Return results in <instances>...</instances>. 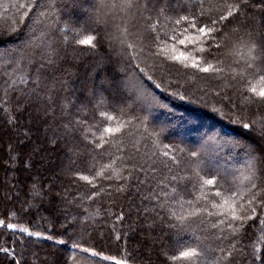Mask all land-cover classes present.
I'll use <instances>...</instances> for the list:
<instances>
[{
  "label": "trees",
  "instance_id": "trees-1",
  "mask_svg": "<svg viewBox=\"0 0 264 264\" xmlns=\"http://www.w3.org/2000/svg\"><path fill=\"white\" fill-rule=\"evenodd\" d=\"M223 2L204 0L206 15L200 22L217 17L220 14L217 5ZM29 3L30 0H0V36L9 29L11 33L0 38V220L5 222L0 227V249H7V252L0 251V264L17 261L19 264H113L111 259L102 260L83 253L80 249L84 247L101 256L126 260L127 264H185L171 257L178 256L185 245L197 244L205 250L201 264H211L217 259L219 264H253L255 247H260L264 256V243L259 240L264 230L260 223L264 220V136L261 135L264 106L247 104L240 95L241 85L234 81L226 83L197 69H185L178 62L165 60L163 53L152 56L146 50L143 55L148 58L138 60L118 55L121 44L115 38L118 35L115 25L122 23L119 9H104L114 13L107 27L90 23L91 32L86 34L97 37V48L89 52L74 43L71 33L65 44L55 31L58 9L50 10L49 5L63 7L64 0H36L37 6L31 10L18 7ZM80 3L81 7L70 8L74 16L81 15L83 8L98 0H80ZM161 3L169 5V14L173 17L193 13L199 16V0H161ZM25 11L29 12L27 17L23 16ZM41 12L46 15H40ZM143 23L137 21L135 27L130 24V31L142 30ZM235 26L241 27L239 34L245 39L248 32L256 38L264 33V0H248L241 14L232 18L224 31L230 32ZM13 28L17 30L12 32ZM150 39L147 37V41ZM9 43L13 45L11 48ZM231 43L228 42L225 53ZM48 45L59 52L56 75H62L67 81V91L59 94L57 105L61 103L60 97L67 96L76 106L71 108L70 117L62 114L59 106H56L55 119L46 115V101L34 96L29 99L32 85H18L16 89H8L5 95L7 74L14 70L17 76L34 72L28 64V55L38 50L37 46L39 50H47ZM177 49L184 50V46L177 45ZM151 50H156L154 45ZM204 55L212 60V55ZM21 57L24 59L17 68ZM101 81H116L119 88H102ZM253 83L259 88V84ZM94 93L103 96L102 109L114 115H119L118 109L127 102L135 101L132 110L123 117L132 120L134 125L131 129L134 135L126 136L125 142L128 155L135 158L128 162V171L124 173L128 176L131 172L128 180L96 179L94 183L101 186L100 195L88 199L95 189L80 180L79 175L91 178L89 165L95 153L91 152L90 145L85 146L78 130L70 136L63 125L68 119L100 124L101 117L95 107L99 96ZM82 106L86 114L80 111ZM5 107L15 116L14 123H9ZM136 117H141L144 123ZM253 121L256 123L251 129L243 128V122ZM23 134L26 138H21ZM133 138L139 142V153L131 149ZM163 144L185 150L180 154L185 164L179 169L173 166L171 173L158 163L153 167L160 158L157 149ZM246 148L255 149L256 157L252 177L257 185L252 190L256 200L249 206L256 208L254 218L247 220L236 235L227 228L223 233L206 231L198 221L186 231L169 228L167 212L158 207L152 193H161L166 184L164 190L170 194L173 187L177 188V199H194L193 185L197 184V177L192 174L194 165L188 159V152L200 153L201 176L226 173L232 183L221 180L220 184L227 190L240 187L248 174L246 164L250 157ZM234 158L238 160L236 165H233ZM174 174L186 179L172 181ZM121 186L122 191L118 190ZM242 186L250 188L251 184L243 181ZM15 192L17 196L12 200L10 197ZM171 207L177 212L181 210L179 203ZM8 223L16 224L17 229L7 228ZM21 227L40 232L41 236L21 232ZM47 236L52 239H46ZM59 240L64 243H57ZM74 243L80 247L73 248Z\"/></svg>",
  "mask_w": 264,
  "mask_h": 264
},
{
  "label": "snow or ice",
  "instance_id": "snow-or-ice-1",
  "mask_svg": "<svg viewBox=\"0 0 264 264\" xmlns=\"http://www.w3.org/2000/svg\"><path fill=\"white\" fill-rule=\"evenodd\" d=\"M247 2L248 0H232V2L224 0L222 4L217 5L220 14L203 23L200 21L206 15L204 0H199V16L193 13L173 17L169 14V5L161 3V0H98V3L83 8L79 16H74L70 8L81 7L80 0H64L63 7L60 4H52L49 5V9H58L55 31L59 33L60 40L67 44L69 33H71V39L74 43L84 46L89 52H94L97 48V37L86 34L91 32L90 23L94 22L97 25L107 27L109 18L114 13L104 11V9H119V12L122 13L120 16L122 23L115 25L118 33L115 38L121 44L118 55L127 56L130 60H138L141 57L143 59L148 58L143 55L146 50L152 56H160L163 53L165 60L178 62L185 69H197L199 72L214 75L226 83L234 81L236 84L241 85L240 95L247 104L264 106V33L256 38L251 32H248L246 34L247 39H245L239 35L241 32L240 26L233 27L230 32L224 31L226 24L232 18L241 14V9ZM36 6V0H30L29 4L19 5L18 7L31 10ZM28 15V11L23 13L24 17ZM40 15L45 16L46 13L41 12ZM61 21H63L62 26ZM137 21L144 22L143 28L142 30L138 29L136 33H132L129 25L135 27ZM21 22H23V17ZM16 30L13 28L11 31L15 32ZM131 36H135V39H130ZM147 37H151L150 41H147ZM229 41L232 42L231 48L225 53L224 49L228 47ZM153 45L155 51L151 50ZM177 45L184 46V50L178 52ZM205 45H207V48ZM39 48L40 46H37L38 50L33 51L27 57L28 64L34 69V72L29 71L17 76L16 70H14L13 73L7 74L8 79L5 83L8 88L5 89V95H7L8 89H16L18 85H32L33 87L28 93L29 99L34 96L46 101L48 105L46 115H52L55 119L56 106H59L62 114L70 117L72 115L71 108L76 106L67 96L60 97L61 103L57 105L59 94L67 91V81L62 75H56L59 71V52L52 45H48L47 50H39ZM211 49L216 51L213 53L210 51ZM205 53L212 55V60H209L207 55H204ZM35 57H39V59H35ZM23 59L24 57H21V61H17V68H19ZM213 61L215 62L213 63ZM97 63L99 65L101 62L98 61ZM137 67L139 68L140 65L137 64ZM140 71L143 72L144 68H140ZM148 79H152V77L149 76ZM254 81L259 84V88L255 86ZM159 86L157 85V87ZM101 87L119 88V84L116 81H101ZM94 95L99 96L95 105L101 117L99 125L89 124L84 119H68L67 123L63 125L70 136L78 130L85 146L90 145L91 152L95 153L89 165L92 172L91 178L88 175H79L80 180L85 181L91 185L92 189H95L88 199L100 195L101 186L94 183L96 179L128 180L131 172L128 176H125L124 173L128 171V162L135 158L133 155H128V145L125 142L126 136L134 135L131 131L134 125L132 120L123 118L132 110L135 101L130 100L118 109L119 115H114L102 109L103 96L99 93H94ZM180 98L183 99L184 97L181 96ZM4 103L7 104V100ZM4 111L8 114L9 123H14L15 116L10 108L5 107ZM80 111H85V108L82 106ZM136 120L142 124L144 123L141 117H136ZM255 123V121L251 123L243 122L242 126L245 129H251ZM145 130L147 131V129ZM261 135L264 136V125L261 126ZM138 143L133 138L131 149L134 153L140 152ZM156 143L157 141L154 140L153 144ZM157 151L160 158L154 162V168L158 163L171 173L173 166L179 169L185 164V161L180 157V154L185 151L183 148L163 144ZM246 152L250 159L246 164L248 174L243 177V181H248L251 187H243V181H241L240 187H230L224 190L223 185L220 184L221 180L224 183H232L228 181L227 174L217 172L216 175L211 177L201 176L200 153L195 150L189 151L188 159L194 165L192 174L197 177V184L193 185L196 189L194 199L184 200L183 197L177 199V188L173 187L170 194L164 190L167 187L166 184L161 188V193H152L158 207L167 212L168 227L186 231L190 230L192 224L198 221L199 225L206 231L218 230L223 233L227 228L233 235H236L244 227L247 220L253 219L256 208L249 206H252L256 200V194L252 191L257 187L252 182V177L256 171L255 149L246 148ZM153 155H156V153H153ZM105 157L107 162H104ZM165 179L167 180L168 177H165ZM184 179L186 177L176 174L171 176L172 181ZM187 179L190 180L191 176ZM118 190L122 191L123 186ZM173 203H179L181 209L179 212L171 207ZM185 204L188 205L187 208H185ZM161 219H164V217L161 216ZM260 223L264 225V220H261ZM3 226H5V222L0 220V227ZM6 226L9 229H17V225L14 223H8ZM19 230L28 233V235L41 236L40 232H30L24 227ZM45 238L52 239L51 236ZM119 238L117 236V239ZM259 240L264 243V230H262ZM57 243L63 244L64 241L59 240ZM72 247L79 248L80 245L74 243ZM80 250L91 257H99L102 260L111 259L113 264H127L126 260L101 256L100 253L87 247ZM0 251L7 252V249H0ZM204 255L205 250L199 244L195 246L185 245L179 250V255H173L171 259L174 261L179 259L184 261L185 264H201V258ZM228 256H231L230 252ZM253 257V264H256L257 261L259 264H264V256L261 255L260 247L254 248ZM16 264H19V262L17 261ZM211 264H219V259L212 261Z\"/></svg>",
  "mask_w": 264,
  "mask_h": 264
},
{
  "label": "rangeland",
  "instance_id": "rangeland-1",
  "mask_svg": "<svg viewBox=\"0 0 264 264\" xmlns=\"http://www.w3.org/2000/svg\"><path fill=\"white\" fill-rule=\"evenodd\" d=\"M15 27V26H14ZM10 31V29L8 30V32ZM4 33V35H1L0 36V38H3V37H7V36H9V35H11V33ZM240 35V34H239ZM241 36V35H240ZM131 39V38H130ZM10 45H9V47L11 48L13 45H12V43H9ZM15 130V129H14ZM204 132V131H203ZM206 132V134L209 136V135H211V133L210 132H207V131H205ZM18 135V134H17ZM26 134H23L22 136H21V138H26ZM8 144H12V141H9V143ZM238 163V160H237V158H234L233 159V165H236ZM16 188L18 189V187L16 186ZM17 195H16V192L13 194V196L12 197H10L12 200L16 197Z\"/></svg>",
  "mask_w": 264,
  "mask_h": 264
}]
</instances>
